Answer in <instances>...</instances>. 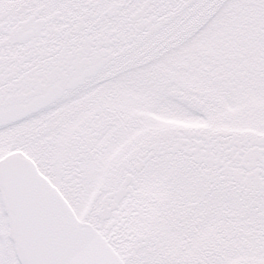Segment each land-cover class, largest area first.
Segmentation results:
<instances>
[{"label": "snow or ice", "instance_id": "snow-or-ice-1", "mask_svg": "<svg viewBox=\"0 0 264 264\" xmlns=\"http://www.w3.org/2000/svg\"><path fill=\"white\" fill-rule=\"evenodd\" d=\"M0 264H264V0H0Z\"/></svg>", "mask_w": 264, "mask_h": 264}]
</instances>
